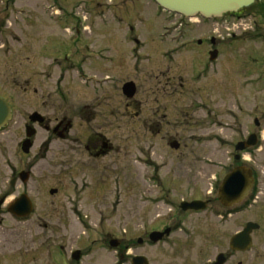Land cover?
Returning a JSON list of instances; mask_svg holds the SVG:
<instances>
[{
    "label": "rangeland",
    "instance_id": "374dc122",
    "mask_svg": "<svg viewBox=\"0 0 264 264\" xmlns=\"http://www.w3.org/2000/svg\"><path fill=\"white\" fill-rule=\"evenodd\" d=\"M245 14L252 15L259 25L243 35L248 37L245 41L235 44L249 53L241 55L236 63L241 64L247 56L254 57V61L246 73L242 64L237 66L238 75L231 77L235 87L224 82L228 84L205 104L204 80L191 85L188 68L161 61L162 47L168 46L162 42L170 39L168 35L164 38L161 25L171 17L158 10L152 0H0V95H23L18 85L27 78L31 110L37 109L40 97L44 100L50 95L55 99L59 90L69 97L68 109L97 98L101 105L95 108V119L85 124L81 117L74 116L71 134L81 137L94 130L111 146L104 157L96 160L89 158L82 147L63 156L58 141L44 152L38 149V143L48 135L38 130L29 157H24L22 163L15 161L16 168L31 164L32 175L25 192L33 210L21 219L4 208L0 210V264H115L117 258L108 246L109 239L135 243L128 248L126 264L134 254H143L149 264H169L166 247L159 252L145 244L151 231L169 227L168 239L198 244L184 252L190 255L204 240L219 238L216 219L209 210L183 211L179 204L208 196L209 181L220 174L217 164L231 157L232 144L239 137L238 126L244 130L247 125V113L254 112L259 121L254 132L258 134L261 129L262 149L255 150L254 161L264 171V3L251 6ZM69 16L78 17L90 27V39L79 47L88 42L94 50L105 47L111 55L126 60V65L122 63L117 70V77L135 84V95L129 101L133 105L130 110L139 109L136 118L129 112L127 120L120 119L124 97L118 84L92 81L87 85L70 71L61 84L54 85L59 72L52 58L65 47L61 41L68 37L57 21L58 17L63 20ZM207 29L225 36L226 27L221 24ZM133 37L137 43L131 40ZM160 69L169 70L168 75L178 71L186 85L180 88L172 79L173 87L168 84L166 90L175 95L163 98ZM105 72L107 69L100 70L99 75ZM247 82L252 83L244 85ZM157 95L159 104L155 101ZM50 101L47 112L59 105ZM205 105L215 114L211 123ZM108 110L112 111L110 115ZM237 119L242 126L237 125ZM158 123L162 130L155 137L147 127ZM8 139H0V197L7 193L5 206L20 191L13 193L9 186ZM169 140L178 142L179 147L171 149ZM62 158L70 161L62 162ZM50 189H56V193L50 194ZM223 232L227 236L229 227ZM138 238L143 240V247L136 246ZM104 242L106 247L102 246ZM60 247L62 254L58 252ZM78 249L83 256L75 261L70 252Z\"/></svg>",
    "mask_w": 264,
    "mask_h": 264
},
{
    "label": "flooded vegetation",
    "instance_id": "af4514ba",
    "mask_svg": "<svg viewBox=\"0 0 264 264\" xmlns=\"http://www.w3.org/2000/svg\"><path fill=\"white\" fill-rule=\"evenodd\" d=\"M259 3H264V1L255 0L252 5L258 6ZM250 8L251 7L241 8L235 13L226 14V16H240L244 19L239 23L237 32H232L229 35L225 32V36L212 33V31L207 29V26L215 24V19H203L201 17L185 18L169 14L168 17L171 18L168 20L165 19V24L161 25V28L164 29V38L166 39L168 36L170 38L162 42V44L166 43L168 46L162 47L163 50L160 52L161 61L165 65H182L188 68L190 75L187 79L188 83L191 85L204 80L206 83L202 86V98L205 104L211 96L219 92L220 87H225L228 83V86L233 87L235 85V81H233L231 77L238 75L239 69L237 66L239 67L242 64L244 66L243 72L246 73L245 71L249 70L251 63L254 61V57L247 56L244 57L241 64L236 63V60H239L241 55H248L249 53L246 51L245 47L235 46V44H240V42L245 41L248 37L243 35L259 25L252 15L245 14ZM61 18L58 17L57 22L61 24V29L64 31L63 33L68 32V37L63 38L61 41L65 47L56 51L57 56L52 58V62H55L59 72L58 78L53 80L54 85L61 84V81L70 71L71 73H73V71L75 72V79L81 81L82 78L87 85L92 81L103 82L102 84L109 82L118 84L121 88V94L124 97L123 106L119 110L120 119L127 120L129 112H132L133 116L136 118L139 114V109L137 112L130 110V108L133 109V105L132 102L129 101L133 98L135 93L131 98H128L123 93V85L133 81L127 79L122 80V78L117 77V73H119L117 70L122 68V63L126 65V60L124 62L120 60L119 57L111 55V53L108 52L109 49L105 47L97 48L95 51L94 48L92 49L90 47L88 42L84 43L83 47H79L80 43L90 39L89 36L91 35V31L89 25L76 16L65 17L63 20H61ZM118 21L119 20H116V22ZM130 31L133 32L131 28ZM127 34L128 31L126 30L125 36ZM131 40L136 43L138 42L134 37ZM70 49L73 50L72 53L69 52ZM44 54L48 55L49 53ZM95 64H98V66ZM234 68L237 69L235 71L236 73H233ZM91 69L93 70L92 72L89 71ZM106 69L108 73L105 72V74L99 75L100 70ZM168 71L167 69H160L161 74L159 77L163 78L164 87L162 90L164 92L162 94L163 98L170 97V94H172V96L175 95V92L166 90L168 86L171 84L173 85L171 82L172 79L178 81L177 85L180 88L184 87L187 82L183 81V76H181L178 71L173 75H168ZM28 82L27 78H25L23 84L18 85L20 86L19 93L23 95H12L10 97L0 95V98L6 102L9 108V118L0 127V139L4 138L6 140V138H9L7 141L11 143L9 151L10 156L7 164L11 174L9 186L11 191L13 190V193H15L17 189H20L18 194L13 196L12 201L21 194H26L25 186L32 175L31 164H28L26 168H16L15 161L17 160L22 163L24 157H29V153L35 144V137L38 130L46 132L48 135L38 143V149L44 150V152L48 151L53 141H58L63 156H65L69 150L77 151L78 148L82 147L89 158L96 160L104 157L111 148L110 143L97 131L91 130L87 134H80L81 137H78L79 134H75V132L71 134L75 127L73 121L74 116L81 117L82 122L85 124H90V122L95 119V108L101 105H98L99 101L97 102V98L90 104L85 103L80 106L73 105L71 109L70 107L68 109L69 97L62 94L59 90L55 95V99L57 100L50 95L46 96L43 100L44 97L42 96L40 100L36 102L37 109L39 110H31V97L27 95ZM158 82L161 83V80H158ZM85 83L83 82L82 84L85 85ZM249 83L252 82H247L244 85ZM228 92L231 93L232 91ZM159 96L160 95H157L155 97V101L158 104ZM51 99H53L52 102H58L59 105L54 110L47 112L50 107L49 103ZM96 102L97 104L95 105ZM107 103L104 104V107L108 105ZM137 107L139 108L138 105ZM205 108L209 113L206 117L209 118L208 121L211 123L213 119L215 120V114L209 105H205ZM157 111L158 108H156V112ZM111 112L110 110L107 111L109 115ZM231 115L234 116L233 114ZM247 116V125L244 130L242 129V124L238 121L239 118L236 120L238 121L237 125L241 124L242 126V128L238 126L239 137L232 144L233 152H231V157L227 158L226 162L222 161L221 163L219 162L220 164H217L223 172L221 173L220 171V174L212 176V180L209 181L208 196H205L202 200H191L205 202V207L198 212L205 213L207 210L210 211L211 216L216 219L219 238L217 237V239L207 241L204 240V243L199 244L198 249H195L194 254L190 255L184 254V252L188 250V248L193 249L194 246L198 244H187V240L180 242L178 240H170L168 237H163L156 243H152L148 237V243H145L146 245L155 248L159 252L165 250L164 247H166V250L170 253L169 264H264V171L259 169L254 161L255 150L257 148L260 150L262 149V143L260 141L262 137L260 135L261 129L258 130V134L254 132V129L260 126L254 112L247 113ZM31 130H33V134L28 137L27 134ZM126 130L127 128L124 134H126ZM147 130L156 137L161 133L162 129L158 123L156 126L147 127ZM253 134L257 140L256 144L247 146L241 151L236 150L235 146L238 143L248 142L249 137ZM173 142L176 141L169 140L168 146L170 148ZM27 143H29V151L26 153L24 152V148ZM176 143L179 147V143ZM69 161L70 160L63 159L62 162L67 163ZM235 169H240L239 171L242 175L240 176L241 180L232 185V193L239 194L242 192L243 195L236 201L222 203L218 199V196H220L221 190L225 191L226 189L223 185L225 176ZM23 171L28 172V178L25 182L20 179V173ZM54 190L55 192L52 194L56 193V189ZM227 196L230 197L229 195ZM0 199H2L0 210L4 208L8 211L7 205L5 206L7 193H2ZM188 211L197 212L192 210ZM226 226L229 227L227 236L223 232ZM170 234L171 230L169 235ZM138 239L136 240V246L143 247V240L141 239L142 241L139 243ZM111 240H115L117 245L112 247L110 245ZM192 241L194 242L195 240ZM107 243L115 252L117 258L115 264H126L129 259L128 248H132L135 243L126 242L122 244L117 239H109ZM106 245V242L102 244L103 247H106ZM62 250L63 248L60 247L58 252L62 254ZM76 251L79 252V258L74 260L79 261L81 256H83L79 249L71 251L70 258L73 259L72 255ZM84 252H86V250ZM135 256L144 255L134 254L130 259L132 260ZM145 258L147 259V257ZM131 260L130 264H132ZM155 264L163 263L158 262Z\"/></svg>",
    "mask_w": 264,
    "mask_h": 264
},
{
    "label": "water",
    "instance_id": "95a60500",
    "mask_svg": "<svg viewBox=\"0 0 264 264\" xmlns=\"http://www.w3.org/2000/svg\"><path fill=\"white\" fill-rule=\"evenodd\" d=\"M157 5H159L162 9L172 12L184 17H195L200 16L202 18H217L222 16L224 13H234L238 9L243 7L250 6L255 0H153ZM123 93L131 98L135 93V86L133 82H128L123 85ZM9 118V108L6 102L0 98V127L8 120ZM33 134V130H31L27 136L30 137ZM257 143L255 135H251L248 139V142L238 143L235 148L236 150H243L247 146H251ZM171 148L177 149L178 144L173 142ZM29 151V143L25 145L24 152ZM240 169H235L232 172L228 173L225 176L223 185L226 187L225 191H220V196L218 199L222 203H229L228 201H236L240 199L243 193L233 194L232 185L241 180L242 173L239 171ZM28 178V172H21L20 179L25 182ZM55 192V190L51 189L50 194ZM229 195L230 197H228ZM230 199V200H229ZM2 203V199H0V204ZM205 207V202L200 200L194 201H181L179 204V208L183 211L194 210L200 211ZM7 210L12 215L16 217H26L32 211V203L29 197L26 194H21L18 198L13 200L11 203L7 205ZM170 233V228L167 227L162 231H152L149 233V239L152 243H156L158 240L162 239L165 236H168ZM142 240L138 239L140 243ZM110 245L113 247L117 245L115 240L110 241ZM72 258L77 260L79 258V252L76 251L73 253ZM132 264H148L147 259L144 256H135L131 260Z\"/></svg>",
    "mask_w": 264,
    "mask_h": 264
},
{
    "label": "trees",
    "instance_id": "16d2710c",
    "mask_svg": "<svg viewBox=\"0 0 264 264\" xmlns=\"http://www.w3.org/2000/svg\"><path fill=\"white\" fill-rule=\"evenodd\" d=\"M253 6V5H252Z\"/></svg>",
    "mask_w": 264,
    "mask_h": 264
}]
</instances>
